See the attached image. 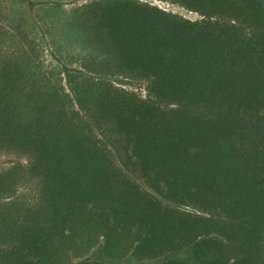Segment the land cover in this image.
Instances as JSON below:
<instances>
[{"label":"trees","instance_id":"obj_1","mask_svg":"<svg viewBox=\"0 0 264 264\" xmlns=\"http://www.w3.org/2000/svg\"><path fill=\"white\" fill-rule=\"evenodd\" d=\"M159 1L200 19L90 0L47 32L76 68L0 48V264H264V0Z\"/></svg>","mask_w":264,"mask_h":264},{"label":"rangeland","instance_id":"obj_2","mask_svg":"<svg viewBox=\"0 0 264 264\" xmlns=\"http://www.w3.org/2000/svg\"><path fill=\"white\" fill-rule=\"evenodd\" d=\"M90 0H0V48L11 51V42L14 35L15 26L21 28L32 40H35L39 46L41 56L46 66H52L57 70L64 73L68 69L76 68L75 65H70L66 60L60 61L59 54L56 51V45L52 43L48 30L51 27L52 19L55 15L56 18L64 16L71 8L86 3ZM144 1L154 6L159 7L167 12L177 14L189 20H198L200 16L187 11L182 7L163 2L159 0H139ZM112 85L124 88L140 94L145 97L144 81L131 80L124 77H116L108 80ZM67 90V87L64 83ZM17 158L14 155L7 153H0V171L9 168ZM118 166L127 174H129L125 164L121 161L120 157L116 154ZM21 163H25L22 159ZM130 175V174H129ZM136 182L143 187L140 180ZM34 184L30 183L21 186L16 191L13 199H20L21 201L31 202L34 199ZM103 241L99 243L86 255L85 259H99L103 258ZM191 252V248H187L174 254H167L155 260H145L143 262L135 261L131 256L127 255L125 258L110 264H153L159 261L167 260L168 258L181 260ZM79 260H73L76 264ZM109 263V262H108Z\"/></svg>","mask_w":264,"mask_h":264}]
</instances>
